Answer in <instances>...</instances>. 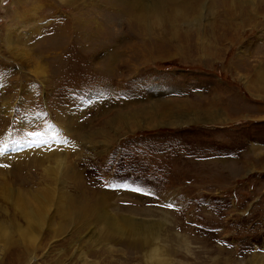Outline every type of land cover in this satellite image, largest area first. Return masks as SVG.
Segmentation results:
<instances>
[{"label":"rangeland","instance_id":"374dc122","mask_svg":"<svg viewBox=\"0 0 264 264\" xmlns=\"http://www.w3.org/2000/svg\"><path fill=\"white\" fill-rule=\"evenodd\" d=\"M260 26L264 0H0V176L54 220L0 197V264H264V121L208 105L264 97Z\"/></svg>","mask_w":264,"mask_h":264},{"label":"bare ground","instance_id":"6f19581e","mask_svg":"<svg viewBox=\"0 0 264 264\" xmlns=\"http://www.w3.org/2000/svg\"><path fill=\"white\" fill-rule=\"evenodd\" d=\"M65 1H71V2H74L75 0H65ZM125 1V0H124ZM155 9L152 11L153 14H157V11L158 10V7H154ZM187 11V10H186ZM172 13H175L177 16L181 17V18H184L186 17V12L184 10H178V9H175L172 11ZM134 14V13H133ZM159 14V13H158ZM135 15V14H134ZM187 18V17H186ZM96 20V19H95ZM94 21V19H93ZM11 34L10 33H7V36H6V48L8 49H13V51L17 54V56H19L21 59H31L32 62H33V57L31 58L29 54H27V52L24 51V49H27L26 46L28 44L24 43V39L23 38H20L18 40V33H17V40L15 42H13L11 40ZM22 49V51L20 52H17L16 49ZM14 52L13 55H14ZM37 61V60H36ZM30 65V64H29ZM263 81H264V69H260L258 70L257 72H255L254 76H253V79H252V82H254L253 84V89L258 93V95H261V93H263L264 91V87L262 88L263 85ZM260 92V94H259ZM209 117H212L214 118V116L211 114L209 115ZM71 119V118H70ZM71 124V123H70ZM70 127V125H69ZM72 127V126H71ZM28 148V147H27ZM26 148V149H27ZM29 149V148H28ZM28 151V150H27ZM30 151V150H29ZM253 151V150H252ZM17 154V153H16ZM30 153L28 154H18L19 156H26V155H29ZM17 155V156H18ZM255 155V154H254ZM16 156V158H17ZM7 157L6 154H2L0 153V162H3V160ZM66 157V156H65ZM13 158V157H12ZM11 158V159H12ZM35 158V157H34ZM45 158H47L45 156ZM21 159V158H20ZM37 159V158H36ZM12 161V160H11ZM22 161V160H21ZM14 162V161H12ZM34 162H38L37 160H34ZM59 162V163H58ZM58 164H61L60 161L58 160ZM15 163V162H14ZM27 164V163H26ZM31 164V163H30ZM42 164V163H41ZM13 165V164H12ZM29 165V164H28ZM32 165V164H31ZM8 166H11V163L10 165ZM23 166V165H22ZM7 167H5L4 165H0V175L3 174L2 172H4V170L6 169ZM19 168V167H18ZM24 168H22L23 170ZM64 169V168H62ZM61 169V170H62ZM14 171V170H13ZM18 172V171H17ZM19 173V172H18ZM51 173H53L51 171ZM55 173V172H54ZM65 175L67 176L68 175V170L66 171V169L63 170L62 172V176L65 177ZM13 176V175H12ZM18 176V175H17ZM68 177V176H67ZM69 177H72V176H69ZM24 178V177H23ZM11 179V178H10ZM9 180V179H8ZM26 191V190H25ZM25 191L21 190V189H18L17 187L13 188L12 185L10 183H8V181H6L5 178L1 177L0 176V197L1 198H9L12 202V204L17 208L19 209V211L21 213H23V215L25 216V218L27 219H35L36 221H39V220H44L46 219L47 220V223L48 225H52L54 224V220L52 221V216L49 215L47 216L46 214V211L43 210V202L45 203V205L49 204L50 201H52V197H50L49 199L45 198L43 199V202L41 201L40 202V205L38 208H35L31 205H29L28 203L31 201L30 199H28L27 197V194L29 193H26ZM32 195V194H31ZM35 195V194H34ZM0 198V199H1ZM31 198V197H30ZM38 198V197H37ZM32 199V198H31ZM36 199V198H35ZM42 200V199H40ZM39 200V201H40ZM35 202V201H34ZM73 202H77L74 198L70 197V198H63V199H58L55 203H56V206H55V211H60V217H63V222H66L68 221L69 217L68 215L71 214V213H79L80 210L77 209L78 208V202L76 203L77 205H75V203L72 205ZM36 204V203H35ZM38 204V203H37ZM81 204V203H80ZM96 204V203H95ZM94 204V205H95ZM68 205V206H67ZM83 205V204H81ZM48 206V205H47ZM93 206V205H92ZM48 208V207H47ZM60 208V209H59ZM84 208V207H83ZM81 209V208H80ZM82 212V211H81ZM22 215V214H21ZM62 215V216H61ZM74 217V216H73ZM107 217V216H106ZM110 218H106V222L109 224V226H112L113 224L116 223V220H113V219H110ZM39 223V222H38ZM64 225V224H62ZM18 226V225H17ZM3 229H6L5 227V224L1 223L0 222V230H3ZM21 229V228H20ZM28 235V232L24 231V232H21L20 234V237L21 238H24ZM10 234L6 233H1L0 232V240L3 242V243H6L7 240L10 238ZM31 238V237H30ZM20 239V238H19ZM28 240V239H27ZM10 242V240H9Z\"/></svg>","mask_w":264,"mask_h":264},{"label":"crops","instance_id":"0c3cea01","mask_svg":"<svg viewBox=\"0 0 264 264\" xmlns=\"http://www.w3.org/2000/svg\"><path fill=\"white\" fill-rule=\"evenodd\" d=\"M258 28H259V30H256L255 34H254V41H253L254 44L251 43L250 47H251V49H255V50H258L260 52L261 51L264 52V30L261 29V26ZM246 54H247V56L250 55L251 51L247 52ZM239 63L242 66V63L244 64V61L239 62ZM260 63L261 62H258L257 65L255 64L254 68L257 69V66H260L259 65ZM229 65L234 67V65H232L231 63ZM253 75H254V73H253ZM250 77H252V76H250ZM215 88L217 90V92L215 94L217 98H211L210 101L208 102L209 103L208 105H211V103H212L213 108L219 109L218 110L219 112H216L217 118L223 117V116L232 117L234 115H236V116H251L252 117L255 115V116H257L256 118L264 121V101H263L264 97L256 96V97H260L261 98L260 100L252 98L251 95H253V94H252V90L249 89L250 87H248V88L246 87L250 96L248 97L249 99H245L244 102H240V101L236 100V97L233 96L234 94H232V92L229 89H227V87L225 85L221 87L222 89H220V86H218V85ZM223 94H224V96H223ZM183 95H184L183 92L180 91V94L175 93L172 96L182 97ZM221 95L223 97H221ZM212 115L215 116L214 114H212ZM263 124H264V122H263Z\"/></svg>","mask_w":264,"mask_h":264}]
</instances>
